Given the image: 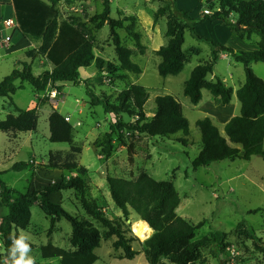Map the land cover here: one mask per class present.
Here are the masks:
<instances>
[{"label":"rangeland","instance_id":"rangeland-1","mask_svg":"<svg viewBox=\"0 0 264 264\" xmlns=\"http://www.w3.org/2000/svg\"><path fill=\"white\" fill-rule=\"evenodd\" d=\"M107 2L108 18L122 22L121 27L114 28V33L108 22L98 27L103 21L105 0L67 2L59 0L56 6L58 21L66 20L74 25L83 26L93 41V53L97 61L90 67L79 70V85L62 83V96L55 100L46 91L34 92L28 84L17 82L18 90L11 96V100L0 98V121L8 114L15 115L14 107L21 110L37 109L38 113L37 129L31 134V146L26 144L22 149L18 148L25 143L28 134L21 133L18 136L20 139L14 140L0 132V172L5 171L0 174L1 180L16 193H22L27 177L48 169L46 166L49 155H52L58 164L74 166L76 168L74 172L67 175L69 178L80 177L84 188L81 191L72 189L75 193L70 196L68 195L71 191H64L61 208L99 230L100 244L94 251L97 256L95 264H176L174 262L176 254L172 250L170 254L166 253L153 261L143 245L153 231L151 230L146 239H139L131 227L133 223L141 220L132 209H129V216L124 218L111 200L106 183L107 176L135 180L142 172L154 180L172 182L180 198V204L175 211L177 216L194 225L203 222L189 242L210 240L215 231H221L227 234L228 245L221 257L223 264L264 263V211L254 213L257 209L264 210V158L252 157L250 161L232 162L225 160L196 170L192 168V161L201 150V135L195 125L196 121L209 117L221 135H224V124L234 115L223 111L222 104L215 101L206 90L202 92V100L198 105L191 104L183 95L184 83L189 79L192 69L208 61L206 57L208 45L204 42L198 45L200 41L196 42L197 40L186 31L182 47L186 54L183 70L176 76L162 78L157 72L160 58L155 52L167 43L164 35L170 18L166 13L154 23L153 15L163 4L159 0H107ZM4 3L3 0L0 1L3 9ZM217 3L218 0H177L176 7L191 15L197 13L202 15L203 10H208L209 14L204 15L211 16L217 11ZM5 16H9V13L5 12ZM197 32L215 43L237 47L227 42L226 38L210 37L212 28L207 24H201ZM7 33L8 31H1V39ZM114 34L118 35L122 46L131 50V59L140 66L141 74L135 75L119 68L113 45ZM133 34L140 36L142 51L136 47ZM220 34L226 36L225 33ZM29 40L36 43V40ZM258 41L253 44L257 45ZM249 45L252 44L245 43L244 50L241 51H250ZM190 47L199 48L201 53L189 59ZM36 50L37 52L29 51L28 57L32 60V73L40 76L51 71L52 66L47 67V62L38 53V45ZM98 60L101 61L100 64ZM26 61L29 60L23 53L14 56L7 53L5 47H0V81ZM111 66L114 68L112 67L109 72ZM250 67L254 74L264 81V63H252ZM213 74L232 90V96L245 79L243 66L235 63L230 57L219 59L213 67ZM135 84L143 86L148 93V100L144 105L148 120L155 112V97L163 95L174 97L181 105L183 115L188 121V136L177 133L169 137H150L129 131L126 127L120 126L119 121L129 125L135 118L122 114L117 119L113 114L105 113L101 105L93 106L86 95V89H89L98 98L117 105L119 95ZM233 100L237 106L235 115H238L240 104L235 96ZM52 109L61 115L69 114L65 117L69 118L68 122L72 125L71 144L49 142L48 117ZM182 139L186 142H180ZM20 162L27 165L23 172L11 169L13 164ZM21 175L22 177L25 175V178L19 179ZM82 196L90 202H95L105 217L121 218L125 222L132 236L137 239L131 243L133 250L139 253L134 260L122 259V251H114L112 245L116 238L83 210L80 202ZM30 226L39 233L37 236L33 235L28 229L30 243L46 242L50 219L45 216L38 204L31 207ZM56 227L58 231L54 233V239L58 241L60 247L65 248L68 246L67 238L71 234V226L61 219ZM250 230L254 232L259 242L251 239ZM130 236L126 235L127 238ZM31 255L38 264L59 262L57 259L44 261L37 251L32 250ZM187 264L219 263L211 257L210 248L206 246L200 248L195 260Z\"/></svg>","mask_w":264,"mask_h":264},{"label":"trees","instance_id":"trees-1","mask_svg":"<svg viewBox=\"0 0 264 264\" xmlns=\"http://www.w3.org/2000/svg\"><path fill=\"white\" fill-rule=\"evenodd\" d=\"M18 24V31L26 38L39 41L38 53L51 65L52 70L40 76L32 73L30 64H22L20 69H14L0 81V98L11 100V96L18 90L17 82L28 84L34 92H48L55 90V100L62 96V83L79 85V70L88 68L96 62L93 53L92 38L85 32L83 26L57 19V4L59 0H11ZM163 6L153 15V22H157L166 13L170 20L166 24L165 38L167 43L161 46L155 54L160 58L157 66L158 75L162 78L176 76L185 66L186 54L182 47L185 32L197 41L204 42L210 49V58L206 63L197 65L191 71L189 79L184 83L183 95L191 104L198 105L202 100V90H206L214 98L220 100L222 106L232 101V90L222 80L207 81L208 75L213 73V67L218 61L219 54L229 55L235 63L243 66L244 83L236 91V98L240 104L239 114L231 117L223 126L221 135L219 129L209 117L196 121L195 125L201 135V150L192 161L194 170L207 167L220 161H250L252 157L264 158V81L252 71V63H264V0H218V8L211 16L200 15L191 17L189 12L178 10L177 0H159ZM109 4L104 3L103 23L108 22L114 33L116 26L122 22H115L108 18ZM236 20L231 21V16ZM204 21L210 23L221 21L229 30L241 39L249 40L256 35L259 38L256 51H235L230 47L215 43L211 39L202 38L196 33V26ZM136 47L142 51L140 36L132 35ZM113 45L119 62V68L135 75L141 74V68L131 59V50L121 45L118 35H113ZM29 55V54H28ZM99 64L101 61H99ZM114 66L109 67V72ZM86 95L93 106L101 105L105 113L113 114L117 119L120 115L135 118L132 124L119 125L137 134L150 137H169L182 133L185 137L189 133V124L183 115L181 105L170 95L157 96L154 99L155 112L148 120L145 116L144 105L148 100V93L140 85H132L123 91L114 105L105 99L95 96L89 89ZM16 115L8 114L0 121V132L3 133H34L37 129V109L21 110L16 107ZM49 142L53 144H71L72 125L60 113L52 109L48 117ZM112 130V128H111ZM180 142H186L182 139ZM27 167L24 163H16L14 171H23ZM52 170H64L67 173L76 169L69 164H58L52 155L46 166ZM111 200L124 218L129 216L132 209L139 220L145 222L153 231L144 241L151 259L170 254L172 250L176 257V264H187L195 260L200 248L208 246L211 257L219 264H223L221 257L226 251L227 234L215 231L210 240L202 239L189 242L194 232L203 222L194 225L186 219L176 215L180 198L171 181H157L142 172L135 180H124L106 177ZM84 183L78 176L66 179L62 177L59 183H53L32 194H18L14 199L12 192L0 180V207L8 209V213L1 219L0 234L3 245L7 249L11 243L9 236L18 230H26L30 224V209L38 204L45 216L50 219V230L55 221L61 219L71 226L69 244L75 251H65L51 244L41 248L43 259H59L60 264H95L97 256L94 251L99 247V230L89 222H83L64 211L59 205L49 201V195L66 190H83ZM83 193V192H82ZM83 195V194H82ZM83 210L107 229L116 240L114 251H122V259L132 261L139 254L132 248L130 229L121 218L105 217L95 202L81 198ZM258 211H264L257 209ZM251 239L259 242L254 232L250 230ZM127 234L131 236L126 237ZM170 251V252H169ZM264 264V263H261Z\"/></svg>","mask_w":264,"mask_h":264},{"label":"crops","instance_id":"crops-1","mask_svg":"<svg viewBox=\"0 0 264 264\" xmlns=\"http://www.w3.org/2000/svg\"><path fill=\"white\" fill-rule=\"evenodd\" d=\"M3 1L5 2L4 3L5 4V8L3 9L0 6V28H1V31L2 32L8 31V33L6 35H12V39H11V42H10L9 46L7 48H5L6 49V52L7 53H11V55H14V56L15 55H18L19 53H23L30 62L29 61L23 62V63H21V66H22V64L27 63V64H30L31 65V68L33 70L32 60L29 59L28 53H29V51H32V50L37 52L36 46L38 45L40 47V44L41 43L39 41H35L36 43H32L29 40V38H26L23 35H21V33L18 31V29H15L14 30V29H7V28H3L2 27V22L4 20H6V19H8V18H10V17H12V16L15 15L14 14V10H13V6H12V1L11 0H3ZM41 1H46V0H41ZM176 3H177V1H176ZM177 9L178 10H181V11H184L183 9H181L179 7H177ZM5 12H8L9 13V16H5ZM199 15H200V13H197V15H193L192 14L191 17L196 18ZM235 20H236V18L232 15L231 16V21L234 22ZM201 24L202 25L203 24H207L209 27L212 28V32H211L212 35L210 34L209 35L210 37L211 36L212 37L213 36H216L217 38H221V37L222 38H226L227 42H230V44L231 43L235 44L234 46H237V47H233V48L230 47V48H232L235 51L244 50L243 48L245 47V43H248V44L251 43L252 44V45H249V46H251V48L249 49L250 51H256L258 49V46L255 45L256 43L253 44L254 42L258 41L256 39H259L258 36H256V35L251 36V38L249 40H245V39H241L238 36L234 35L229 30V28L226 27L221 21H215V22H212V23H210L208 21H204ZM201 24H199V25L196 26V28H195L196 33H197L198 36H200L202 38H206L205 36L199 35L198 32H197V28ZM1 31H0V34H1ZM221 32L222 33H225L226 36L224 37V35H221L220 34ZM206 39H208V38H206ZM196 42H198V41H196ZM200 43H202V42H198V45ZM224 46L229 47L228 45H224ZM190 50H191V52L189 51V53L191 55H189V59L191 57H195L199 52L201 53L200 49L197 48V47H190ZM206 52H207L206 57L209 60V58H210V49L208 48L206 50ZM229 57H230L229 55H227L225 53H222V54H219L218 60L221 59V58H227L228 59ZM44 60L47 62V67H51L52 66L45 58H44ZM20 68H17V69H20ZM209 76H210V78H209ZM206 79H208L207 81L211 82V81H215L217 78H215L214 74L212 73V74L208 75ZM243 83H241V86H242ZM203 91L204 90H202V92ZM234 96L236 97V95H234ZM233 97H232V101H231V103L229 105L222 106V108H223L222 110L223 111H227L229 113H232V114H234L233 116H235L236 110H237V106H236V103L233 100ZM214 100L217 101V102H220V100H218V99H214ZM68 115L69 114L62 115V116L65 117V116H68ZM5 134H7L11 139L19 140L20 138H18V136L21 133H5ZM25 134H28V135H27V138L25 139V143L21 144L20 147H18L20 149H22L24 147V145H26V144L31 146V143H32L31 134H33V133H25ZM13 166H14V164L11 166V169H12ZM1 172H5V171H1ZM1 172H0V174H1ZM21 172H23V171H21ZM17 173H20V172H17ZM25 173H28V172H25ZM25 175H23V177H22V175L19 176V179H24L25 178ZM62 177L69 178V175H67V172L65 173L64 171H60V170L45 169V170H42V171H38V173H34L30 177H27L25 179L26 185H25L24 191L22 193H16V191L13 190L9 185L5 184L1 180V178H0V180L6 185V187L9 190H11L12 192L15 193V194L14 193L12 194V198L14 199L18 194H22V195L23 194H32L34 191L41 190V189H43L45 187L50 186L53 183H59L61 181ZM66 191H71V193L68 196L72 195V193H75V192H72L74 190H66ZM63 192L64 191L55 192V193L50 194L49 197H48L49 198V201L52 202L53 204L59 205L61 207V203L63 201V197H62V193ZM74 195L75 194H73V197H74ZM30 212H31V209H30ZM7 213H8V209L6 207H4V206L0 207V223H1V219L3 217H5L7 215ZM60 221H55L54 222V227H53V230L51 231V233H49L50 229L47 231V233H46V238H47L46 242H39V243L37 242L36 244L31 243L32 250L33 251H37V254L39 255V257L42 260H44V261H51V260H53V259H43L42 258V255H41V248L43 246L48 245V244H51L54 247L60 248V249L65 250V251H70V252L75 251V249L72 248L70 246V244H69V237H70V235L67 238L68 246L65 247V248L60 247L58 241L56 239H54V233L56 231H58V228L56 227V224H58ZM30 225H31V219H30V224H29L28 228L26 230H18V234H19L20 231H24L25 233L30 234L29 231H28V229H30V232L33 235H36V236L39 235V233L36 230L30 228L31 227ZM5 256H6V252H5L4 245H3V237L0 234V264H3V260H4V257ZM57 260L59 261L58 264H60V260L59 259H57ZM115 260H117V259H115ZM36 264H38V263H36Z\"/></svg>","mask_w":264,"mask_h":264},{"label":"clouds","instance_id":"clouds-1","mask_svg":"<svg viewBox=\"0 0 264 264\" xmlns=\"http://www.w3.org/2000/svg\"><path fill=\"white\" fill-rule=\"evenodd\" d=\"M9 239L11 243L3 264H36L35 258L31 255L32 247L27 233L24 231H20L19 234L13 232Z\"/></svg>","mask_w":264,"mask_h":264},{"label":"built area","instance_id":"built-area-1","mask_svg":"<svg viewBox=\"0 0 264 264\" xmlns=\"http://www.w3.org/2000/svg\"><path fill=\"white\" fill-rule=\"evenodd\" d=\"M63 2H67L69 0H62ZM203 13L204 14H209V11L208 10H203ZM2 27L3 28H7V29H18V24L16 22V18H15V15L4 20L2 22ZM0 31H1V28H0ZM11 39H12V35H6L3 39H1L0 37V47H5L7 48L11 42ZM50 94L52 95L53 98L56 97L57 93L55 90H52L50 92ZM65 120L68 122L69 121V118L68 117H65Z\"/></svg>","mask_w":264,"mask_h":264},{"label":"bare ground","instance_id":"bare-ground-1","mask_svg":"<svg viewBox=\"0 0 264 264\" xmlns=\"http://www.w3.org/2000/svg\"><path fill=\"white\" fill-rule=\"evenodd\" d=\"M131 228L133 233L141 240L146 239L151 234V229L143 221L133 223Z\"/></svg>","mask_w":264,"mask_h":264}]
</instances>
